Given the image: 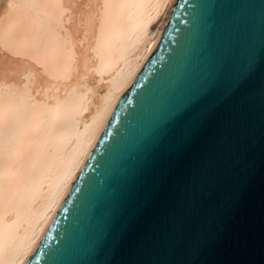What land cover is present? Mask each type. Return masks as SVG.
I'll list each match as a JSON object with an SVG mask.
<instances>
[{"label":"bare ground","instance_id":"6f19581e","mask_svg":"<svg viewBox=\"0 0 264 264\" xmlns=\"http://www.w3.org/2000/svg\"><path fill=\"white\" fill-rule=\"evenodd\" d=\"M176 0H0V264H24Z\"/></svg>","mask_w":264,"mask_h":264},{"label":"water","instance_id":"95a60500","mask_svg":"<svg viewBox=\"0 0 264 264\" xmlns=\"http://www.w3.org/2000/svg\"><path fill=\"white\" fill-rule=\"evenodd\" d=\"M231 43L264 59V0H176L151 53L109 118L34 250L24 264H183L190 235L215 236L196 264H264V106L259 96L246 118L245 155L221 165L214 204L198 207L183 226H164L143 249L115 255L93 249L100 223L92 206L109 174L151 123L170 84L190 78ZM234 159V157H233ZM238 194V198H236Z\"/></svg>","mask_w":264,"mask_h":264},{"label":"snow or ice","instance_id":"6c2138e0","mask_svg":"<svg viewBox=\"0 0 264 264\" xmlns=\"http://www.w3.org/2000/svg\"><path fill=\"white\" fill-rule=\"evenodd\" d=\"M257 96L264 106V59L231 43L170 84L148 128L98 191L93 249H143L164 226H183L198 207L214 204L225 157L235 167L245 155L246 118ZM215 238L193 232L181 246L183 264H196Z\"/></svg>","mask_w":264,"mask_h":264}]
</instances>
